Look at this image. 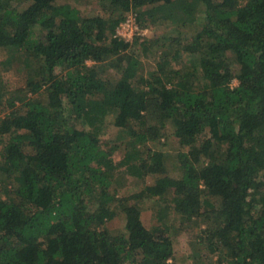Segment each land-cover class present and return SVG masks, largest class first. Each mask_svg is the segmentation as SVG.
<instances>
[{
  "label": "trees",
  "instance_id": "16d2710c",
  "mask_svg": "<svg viewBox=\"0 0 264 264\" xmlns=\"http://www.w3.org/2000/svg\"><path fill=\"white\" fill-rule=\"evenodd\" d=\"M100 1L108 16L91 0H0V46L14 49L0 67V264H171L168 225L148 213L169 189L176 213L205 221L195 240L219 264H264V0ZM129 11L138 29L190 25L182 48L195 62L168 68L164 54L144 73L116 34ZM180 39L162 38V51ZM103 63L122 70L114 84ZM10 68L35 98L9 93ZM151 119L187 151L115 162L103 124L144 140ZM125 174L144 182L123 203Z\"/></svg>",
  "mask_w": 264,
  "mask_h": 264
},
{
  "label": "rangeland",
  "instance_id": "374dc122",
  "mask_svg": "<svg viewBox=\"0 0 264 264\" xmlns=\"http://www.w3.org/2000/svg\"><path fill=\"white\" fill-rule=\"evenodd\" d=\"M107 3H101L100 0H91V5L88 9L91 12H95L100 15H109L111 11V6ZM84 14H86L84 12ZM132 16V11H129L126 18L123 19L116 27V34L123 40L131 43L128 52L133 54V56L138 60V65H140L144 73L152 72L156 69L157 63L160 61L162 55L165 54L164 58L168 60V68H188L191 66L196 58L194 53H187L182 45L187 43L192 37V28L188 24H183L181 22L161 20L156 24H148L144 28H129V25L133 22L130 18ZM130 19V21H129ZM131 25V26H132ZM130 26V27H131ZM166 37H180V44L173 43L170 45L166 52L162 51L161 41L162 38ZM137 38L136 44L134 39ZM156 38L159 41L149 47L148 52H145L144 48L140 45L142 39H152ZM14 49H7L0 46V67L6 66L5 62L8 59L10 52ZM175 52H178L176 54ZM88 65L93 64L91 61L86 62ZM100 69V68H99ZM102 74L107 78L110 83L114 84L121 76L122 70L119 71L115 69L114 66L107 65L106 63L101 64ZM5 71V70H4ZM57 71H59L57 69ZM5 81L9 83L8 90L11 91L12 95H19L23 98L36 97L29 90L26 84L25 73L18 68H10L3 74ZM237 81L234 79L231 82L232 86L237 85ZM10 93V94H11ZM40 98L44 99L43 94H37ZM16 104L21 105L20 101L16 100ZM10 109L6 107L0 108V117L4 116ZM153 128L146 132V139L139 140L135 139L133 132L128 131V128L117 127L111 123H104L102 131L100 132V140L103 146L109 150L112 149L113 159L115 162L122 159L126 150H134L136 154L144 159H148L152 151H167L171 155L176 156V152H186L187 147L181 146L177 137L173 135V130L170 125L160 126L154 120H148L146 123ZM134 130L142 131V128L138 126L134 127ZM153 134L151 137L150 135ZM7 140V136H2L0 138V151L1 148ZM120 170H123L121 167ZM143 179L138 178L133 175L125 174L123 183L121 184L118 191V199H121L125 203V198L130 195L132 191L139 190L143 187ZM174 194L171 189L157 202H153L151 207L148 208V213L150 215L159 214L162 216L164 223L168 225L169 234L171 235L173 242V258L168 261L171 264H219L218 259L222 258L217 252L209 253L203 245L197 244L195 237L199 234L198 227H195V222H205L203 219L199 218L196 220L183 219V217L176 213L173 208L172 198ZM128 203V201H127ZM120 212V211H118ZM115 227L122 229L124 225L123 216L118 213L113 221ZM194 222V223H191ZM205 225H201L204 227ZM138 258L131 262L128 260L126 264H137Z\"/></svg>",
  "mask_w": 264,
  "mask_h": 264
},
{
  "label": "built area",
  "instance_id": "2783aa9c",
  "mask_svg": "<svg viewBox=\"0 0 264 264\" xmlns=\"http://www.w3.org/2000/svg\"><path fill=\"white\" fill-rule=\"evenodd\" d=\"M131 19L133 18L132 16L130 17ZM129 21H130V19H129ZM132 22H133V25L132 24H130L129 25V28H135V30H137L138 29V27H137V25L134 23V18L131 20ZM132 25V26H131ZM131 26V27H130Z\"/></svg>",
  "mask_w": 264,
  "mask_h": 264
}]
</instances>
